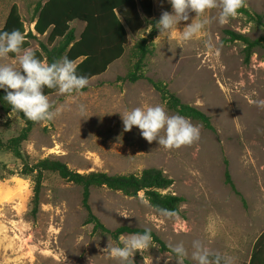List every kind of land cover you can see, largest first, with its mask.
I'll use <instances>...</instances> for the list:
<instances>
[{
  "label": "rangeland",
  "instance_id": "374dc122",
  "mask_svg": "<svg viewBox=\"0 0 264 264\" xmlns=\"http://www.w3.org/2000/svg\"><path fill=\"white\" fill-rule=\"evenodd\" d=\"M47 0H0V29L14 4L19 6L28 30H33L34 8ZM155 17L172 12L169 0H154ZM253 16H262L264 0H246ZM218 10H212L217 15ZM182 21L180 29L195 17ZM79 37L80 21L72 23ZM151 30L146 25L138 36H129L127 52L108 71L90 81L82 94L69 100L65 111L54 121L38 122L22 151L29 162L57 159L81 174L105 172L110 175L162 169L174 180L171 192L186 202L172 218L154 210L141 193L137 198L120 192L95 189L91 195L93 213L110 230L122 226L150 228L168 246L183 242L189 250L200 240L213 251L229 255L235 264H249L256 240L264 232V109L255 101L264 99V45L245 60L242 42H224L227 30L251 40L264 33L256 18L238 14L228 24L213 21L196 40L183 49L171 51L166 35L158 34L153 54L146 62V75L161 81L181 100L212 119L215 131L201 127V138L179 149H165L158 141H147L137 126L124 130L122 114L145 104L165 105L159 92L147 81L135 84L119 81L133 64L131 51ZM46 37L33 41V49ZM209 42L213 47L209 48ZM65 104L58 92L49 96ZM84 104L87 116L79 114ZM167 109V108H166ZM169 114L176 113L169 111ZM25 123L16 113L0 110V141L17 137ZM225 161L237 196L225 183ZM15 180V183H13ZM33 180L22 174V162L10 152L0 154V264H119L107 255L110 243L121 246L108 234L86 225L87 211L82 189L47 173L40 206L32 204ZM131 236V235H129ZM129 236H124L125 238ZM140 264H178L172 252L153 247L133 256Z\"/></svg>",
  "mask_w": 264,
  "mask_h": 264
},
{
  "label": "trees",
  "instance_id": "16d2710c",
  "mask_svg": "<svg viewBox=\"0 0 264 264\" xmlns=\"http://www.w3.org/2000/svg\"><path fill=\"white\" fill-rule=\"evenodd\" d=\"M34 14L32 21L35 23L34 30H28L19 6L14 4L0 32L19 29L26 36L24 47L31 48H33L34 40L47 36L46 42H39V47L34 49L37 56L48 63L63 56L76 60L78 73L89 77L90 81L104 75L112 64L124 57L130 35L138 36L146 25H150V33L141 38L131 51V58L134 61L131 68L124 77H119L118 80L131 84L147 80L160 93L169 111L215 131L210 116L199 108L184 103L176 93L168 89L165 83L150 79L146 75V62L153 54V44L158 34L155 25L159 19L155 17L154 0H47L35 6ZM238 14L246 15L250 19L256 18L264 28L262 16H253L246 7L241 8ZM75 21L86 24L80 37H77L75 29L71 26ZM225 34L228 36L224 39L225 43L242 42L244 44L247 62L255 49L264 45V33L256 40L230 30H227ZM9 55L13 56V54ZM56 93V89L45 87V94L48 96ZM5 95L6 92L0 89V110L5 114L16 113L25 123V127L17 137L6 142L0 141V154L10 152L21 160L22 174L33 180L32 204L35 211L40 206L45 175L51 173L82 189V204L87 211L85 224L94 225L95 231L108 234L116 240L122 235L142 233L145 229L129 226H122L115 230L107 228L93 213L91 207V195L95 189L120 192L130 198H137L143 193L144 198L154 210L164 208L175 210L178 215L181 214L186 199L171 192L174 180L162 169L148 168L140 173L123 175H110L97 171L81 174L57 159L46 158L34 163L29 162L22 147L28 141L38 122L28 120L22 113L12 111L11 106L3 99ZM225 183L237 196L242 198L233 182L228 161H225ZM242 200L244 201L243 198ZM151 232L153 241L158 243L163 251L171 252L162 239L155 232ZM133 264L140 263L133 259ZM186 264L191 263L186 261ZM249 264H264V232L255 242Z\"/></svg>",
  "mask_w": 264,
  "mask_h": 264
},
{
  "label": "clouds",
  "instance_id": "9594fccd",
  "mask_svg": "<svg viewBox=\"0 0 264 264\" xmlns=\"http://www.w3.org/2000/svg\"><path fill=\"white\" fill-rule=\"evenodd\" d=\"M172 12L164 11L155 27L160 36L166 35L170 50L196 40L207 33L209 25L216 21L225 25L236 17L239 10L247 6L246 0H169ZM217 9L213 16L212 10ZM196 15L183 30L179 25L190 19V13ZM176 42L173 48L172 42ZM26 36L19 29L0 32V89L6 92L3 99L11 106L12 111L22 113L33 122L54 121L66 109L69 100L82 94L90 85V78L78 73V62L63 56L51 63L40 59L31 47H24ZM209 48L213 46L206 41ZM9 54H13L10 57ZM47 89H56L58 94L65 95V104H57L45 94ZM258 108L264 109V99L255 101ZM79 114L87 116L84 104L78 105ZM122 114L124 130L131 131L133 126L141 130V135L149 142L158 141L165 149H179L192 145L201 138V127L179 114H169L166 105L145 104ZM15 183V180H13ZM163 217L172 218L177 211L158 208ZM121 246H113L110 241L105 252L118 260L119 264H133L137 251L153 247V236L150 228L142 233H134L119 238ZM168 249L174 254L178 264H185L189 250L184 243L169 244ZM190 259L193 264H235L229 255L213 251L200 240L192 242Z\"/></svg>",
  "mask_w": 264,
  "mask_h": 264
},
{
  "label": "crops",
  "instance_id": "0c3cea01",
  "mask_svg": "<svg viewBox=\"0 0 264 264\" xmlns=\"http://www.w3.org/2000/svg\"><path fill=\"white\" fill-rule=\"evenodd\" d=\"M44 3H45V2H44ZM154 5H155V2H154ZM75 22H76V21H75ZM73 23H74V22H73ZM33 24H35V23H33ZM83 24H84V28H85V25H86V24H85V23H83ZM71 26H72V25H71ZM72 28H73V27H72ZM33 30H34V28H33ZM83 30H84V29H83ZM82 32H83V31H82ZM82 32H81V33H82ZM80 35H81V34H80ZM77 37H78V36H77ZM79 37H80V36H79ZM249 263H250V261H249Z\"/></svg>",
  "mask_w": 264,
  "mask_h": 264
}]
</instances>
